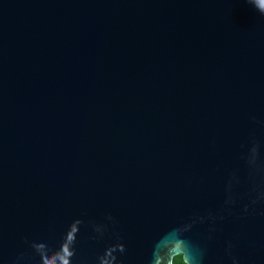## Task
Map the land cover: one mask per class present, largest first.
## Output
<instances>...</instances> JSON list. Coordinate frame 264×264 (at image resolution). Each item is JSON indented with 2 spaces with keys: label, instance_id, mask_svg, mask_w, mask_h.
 Here are the masks:
<instances>
[{
  "label": "water",
  "instance_id": "water-1",
  "mask_svg": "<svg viewBox=\"0 0 264 264\" xmlns=\"http://www.w3.org/2000/svg\"><path fill=\"white\" fill-rule=\"evenodd\" d=\"M253 134L264 157V16L247 0H0L5 258L111 215L124 264H147L164 233L211 210L224 216L212 239L207 223L188 234L205 264H230L228 240L264 264V204L224 210L233 170L248 189ZM92 236L82 225L79 256L111 242Z\"/></svg>",
  "mask_w": 264,
  "mask_h": 264
},
{
  "label": "clouds",
  "instance_id": "clouds-1",
  "mask_svg": "<svg viewBox=\"0 0 264 264\" xmlns=\"http://www.w3.org/2000/svg\"><path fill=\"white\" fill-rule=\"evenodd\" d=\"M247 3L264 16V0H247ZM253 123H260L255 116H251ZM245 151L241 155L247 174L248 189L243 194L236 191L241 184L239 170H233L224 187V210L231 211L239 200L247 199L243 205L242 213L254 214L257 206L264 204V157L261 155V143L253 134L246 144L241 145ZM264 215V211L260 213ZM108 223H97L89 220L87 223L77 217L74 218L63 232L58 247H54L47 239L23 238L24 250L15 256L5 258L0 253V260L4 264H124L122 259L127 253L126 244L119 233L115 232L116 219L108 215L105 218ZM224 216L219 212L208 210L204 214H194L164 233L156 240L151 249L147 264H205L207 249L202 244L191 240L188 236L198 224H209L208 239H212V233L216 231L215 225ZM90 227L94 240H102L105 237L111 241L94 258L87 259L78 255V235L81 226ZM254 242L250 247H254ZM236 244L232 240L225 242L224 254L230 264H242L241 258L235 253ZM75 258V259H74Z\"/></svg>",
  "mask_w": 264,
  "mask_h": 264
}]
</instances>
